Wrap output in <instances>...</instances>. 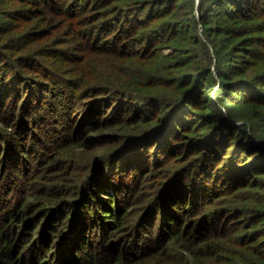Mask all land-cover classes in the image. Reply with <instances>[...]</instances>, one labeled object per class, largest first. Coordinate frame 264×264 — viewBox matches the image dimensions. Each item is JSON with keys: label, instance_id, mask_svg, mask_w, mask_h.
<instances>
[{"label": "trees", "instance_id": "16d2710c", "mask_svg": "<svg viewBox=\"0 0 264 264\" xmlns=\"http://www.w3.org/2000/svg\"><path fill=\"white\" fill-rule=\"evenodd\" d=\"M31 1L41 2L40 0ZM49 1L54 0H47L44 8L64 13L62 6H48ZM92 1L93 5L115 3L113 7L115 15L103 21L101 31L109 35L105 43L100 47L87 46L85 51L97 50L117 59L126 56L127 59L124 62L151 65L148 71L152 73H146L148 71L145 69L133 71L131 67H126L124 70L131 73L133 80L136 79L128 83V87L123 90L91 89L84 97L75 90L82 82L78 81L75 86H71L69 79L55 75L60 84L65 83L71 86L59 94L60 99L55 97L58 93L52 91L54 89L57 91L61 87L49 88L41 80L29 76L30 73L25 70V64L28 62L25 54H20L15 60H9L2 55L4 64L8 66L19 64L20 68L13 67L12 72L0 73V89H5L4 87L7 86L8 89L6 88L4 92H10L6 99L0 100L1 109L5 108L6 100L10 99L14 102L19 98L17 92L26 87H31V94L36 91L39 94L48 92L50 97L46 103L28 97L25 103L28 108H22L23 115L21 113L20 118L16 115L18 108L13 109L12 105L9 107L7 105L5 116L1 117L0 113L2 128L0 132H4L0 133V140L4 144L0 147V264H218L217 262L222 261L229 252L232 254L230 258L234 259V262L230 264H264V245L262 244L258 247L260 253L253 255V259L247 257L240 259L225 246L226 243L230 247H240L242 251H246L245 255L250 252V246L247 245L249 241H235L234 236L233 238L230 236L234 226L225 224L224 221L231 220L228 216L219 222L220 217L215 219L212 214L208 215L207 218L203 217L197 222L200 228L193 229V219H186L199 201L214 194L212 190L215 187L212 183L221 177L217 175L220 169L225 170L226 173L219 184L227 186L229 190L244 186L254 188L257 186L258 175L264 174V123L250 121L252 126L250 123L247 126H235L226 117L210 113L202 118L209 120L213 126L203 135L189 139L187 132L190 126L183 125L179 119L187 115L191 108H198L200 99L194 94L199 87L194 89L182 87L171 97H164L161 94L164 86H170L172 82L179 79L183 85L192 79L197 83L201 80L202 82L210 81L211 69L205 73V77L202 73L190 76L182 75L181 68L173 67V64L180 61L171 64L167 61V57L164 58L167 62L163 64H158L154 60L147 63L152 57H157L156 50L161 43L188 38L187 33L190 27L179 14L178 7V4L186 0ZM198 9L205 26L211 23L217 24L208 27V32L222 36L225 42H233L224 48L226 53H223L221 63L216 64L215 68L217 75L229 80L230 84L236 83L234 76L243 71V67L233 62L250 64L252 62L249 63L244 58L246 59L247 56L252 58L257 54V51L253 52L244 46L251 44L264 46L263 39L260 42L254 39V42L249 44L252 40L246 37V34L263 30V27L253 25L257 28L253 29L251 25H240L234 29L227 25L246 22L248 18L254 20L261 18L260 14H264V0H199ZM18 13L20 14V12L14 13L15 16H19ZM68 14L71 15L72 12ZM90 32L91 30L87 35ZM238 38L240 39L237 42ZM94 39L97 41L96 38ZM217 46L220 47L221 43ZM228 48H230L229 51ZM239 48L241 50L245 48L246 51L238 55ZM176 50L178 55L188 53L181 45L176 46ZM161 58L159 56L158 59ZM224 59H226L225 62ZM164 72H167L166 79H162L160 75L161 73L166 75ZM260 73L259 79L253 77L245 79L246 75L241 74L240 76L243 77L240 80L243 82L241 87L255 88L256 93H247V91L243 96L251 106L264 112V91L260 89V86H264V70ZM202 77L204 79H201ZM49 85L51 86V83ZM127 88L134 90V94L137 92L139 96L134 95ZM239 89L240 87L235 90ZM101 94H105V97H97ZM0 96V98L3 96L1 92ZM222 96L225 95L211 97L209 94L207 99L219 101L223 98ZM70 98L73 101L81 98L89 99L86 109H90L92 116L87 118V131L93 128L102 130L117 122L130 124L136 121L147 123L153 120L155 123L131 130L128 135L130 143L122 146L116 156L103 158L98 164L92 161L86 165L81 164L83 157L77 153V150L79 147L82 148V141L88 132L85 133V130L82 133V129L77 128L78 124L68 127L62 125L66 127V135H62L59 144L55 147L58 152L52 149L46 154L42 151L49 147L45 137L58 130L56 127L50 130L43 127L44 135L38 126L45 116L50 117L53 111H59L61 117L66 118L68 111L74 108L65 105L71 100ZM128 99L136 101L140 106H145L148 115L140 114L142 113L140 110H144L140 109L138 112L131 111L129 116H119L118 112H123L122 107ZM227 99L232 98L227 97ZM42 103L47 104L46 107H43ZM58 104L61 105L60 110ZM96 106L99 107L96 108ZM101 106H108V108L115 106L113 116L100 118L98 113ZM158 109L162 110L156 115ZM94 110L96 115H93ZM93 116H97L98 120ZM175 124H178V127ZM78 134L81 136L79 137ZM38 136L41 141L38 140ZM29 146L41 151H38L37 167L34 169L30 167L31 169L26 171L25 166L24 171L20 165L21 163L25 165ZM143 150V153L153 151L154 161L149 159L146 165L140 164L136 167L137 169L132 166L133 171L130 172L137 176V183L140 180L146 183L152 180V175L158 174L156 170L159 168H163L160 172L166 170L159 179L163 181L154 182L153 193L144 194L145 186L142 187L140 182L135 192L132 191L130 196H123V183L125 184L123 175L126 174L120 175L122 182L116 181L111 176L109 167L120 157L131 154L139 156ZM62 153L65 154L63 159H61ZM180 155L184 156L182 159L184 165L170 167V158L174 161ZM240 155L245 163L235 164L236 157ZM62 160L64 162L66 160L68 172L59 170L55 174L47 169L49 175H45L44 171L46 167H49L48 163L53 162L54 167H57ZM226 162H230L231 165H222ZM77 164L87 173L81 183L72 181L69 175L71 168L73 169ZM171 168L172 170H169ZM30 174L34 175V183L29 179ZM169 174L170 178L164 180ZM105 178H108V187L104 183ZM107 189H111L113 193ZM138 198H143V201L138 202L140 200ZM33 199L35 200L32 201ZM29 208L40 211L37 214L34 211L35 216H32ZM139 213L141 217L139 216V220L135 221V216ZM157 220H160L158 228H161V231L159 232L158 230L155 232ZM96 226L99 227L96 238L101 236L97 247L93 237ZM136 230L137 233L134 234ZM143 232L147 235L136 236ZM89 234L92 235L89 236ZM118 234L121 236L116 243L112 238ZM123 236L127 240L126 243L121 241ZM170 242L180 248V253H172L170 248H167Z\"/></svg>", "mask_w": 264, "mask_h": 264}, {"label": "rangeland", "instance_id": "374dc122", "mask_svg": "<svg viewBox=\"0 0 264 264\" xmlns=\"http://www.w3.org/2000/svg\"><path fill=\"white\" fill-rule=\"evenodd\" d=\"M40 1V3H37L36 1L32 2L31 0H0V73L3 71L12 72L13 67L20 68L19 64L10 66L4 64L2 61V55L8 57L9 60H15L16 57L20 54H25L28 58V62H26L27 64H25V70L30 73L29 76H33V79L41 80L43 83L48 85L49 88L61 87L57 91L56 89L52 91L53 93H58L57 96H55L56 98H60V93L68 90L67 87L75 86L78 81L79 83L82 82V84L78 86V90L76 88L75 90L77 91V93L83 94V97L88 95L87 91H90L91 89L95 90L96 88H117L123 90L125 87H128V83L136 80H133L131 73L129 74V72L127 73L126 70H124L126 67H131L133 71L144 69L147 71L150 70L151 65L149 64L141 65L140 62H138V64L136 63V65L135 63L132 64L130 62H124V60L127 59L126 56L124 58L117 59L97 50H92L91 52L85 51L87 46L92 47L94 45L95 47H100L101 45H103V43H105V39L109 37L106 32H102L101 30L103 27V21H106V19L111 18L115 15L113 9L115 3L109 2L105 5L103 3L100 5H93L92 0L91 2L90 0L49 1L50 4H48V6H62V10L64 11V13H61L59 11H56L55 9L51 10L50 8H44V6L47 5V0ZM198 5L199 0H186L178 4L179 14L181 15V17H183L184 21L189 24L190 27V30L187 33L188 38L181 41L177 40L175 42L168 41L161 43L156 50V55L158 58L159 56L162 58L159 60L155 56L148 60L147 63H151L153 60L157 61L158 64H163L167 61L173 64L180 61V63L173 64V67H176L175 69L181 68L183 72L182 75L184 74L190 76L202 73V76L205 77V73H207V71L211 69V75H209L210 81L202 82L201 80L200 83H197L194 79H192L189 83L183 85V83H181V80L179 79L172 82L170 86H164L161 90V94L164 97H171L182 87L190 89L199 87V90H195L196 93L194 94L196 98L200 99V102L197 106L198 108H191L187 115L185 114L179 119V121L183 125L189 124L190 128L188 130L189 132H187V136H189V139L203 135L206 130L210 129L213 126V124H211L209 120L202 118L203 116L210 113L226 117L229 122H231L235 126H247V124L249 123L252 126V122L250 121L264 123V112L260 111L254 106H251L249 104L250 102H248L245 96H243L247 91V93H256L255 88L251 86L241 87L243 85V82H241L240 80L243 77L240 76L241 74L246 75L245 79H249L252 77L259 79L261 78L260 71L264 70V46H260L259 44H251L252 42H254V39H257L258 42L263 39L262 42L264 44V14H260L261 18L255 20L252 18H248L246 22H235L229 23L227 25L230 26V28L233 27L234 29L238 28L240 25H251L253 29H257L256 27H254L257 25L263 27V30H258L257 32H247L251 34H246V37H249L252 41L249 43L251 45H246L244 47L247 49H251L253 52L257 51V54L252 58H250L249 56H247L246 59L244 58V60L249 61V63L251 61L252 63L250 64L243 62H233L238 63L236 65L240 64V66L243 67V71L237 73L234 76V80L236 83L230 84L229 80H225L221 76L217 75L215 65L221 63L220 60L222 61L223 53H226L224 52V48L228 47V45H231L233 42H225V40H222V36H217L207 31L208 27L212 25L215 26L217 24L211 23L208 26H205L200 18ZM16 12H20V14H17L19 16H15L14 13ZM68 12H72V14L69 15ZM215 22L216 21H214V23ZM89 30H91V32L93 30V32H90L89 35H87ZM98 35H100L102 38ZM180 37L178 39H180ZM89 38H91V41H89ZM94 38H96L97 41H95ZM239 39L240 38L237 39V42L239 41ZM87 43H89V45ZM220 43L221 46L218 47L217 45ZM180 45L181 47H185V50L188 51L187 54L178 55L176 53V46ZM245 48H243L242 50L241 48H239L240 50H237V53H239L238 55L246 51L244 50ZM229 49L230 48H228V51ZM169 56L171 58H168ZM166 57L168 59L167 61L164 59ZM225 60L226 59H224V62ZM146 73H152V71H148ZM164 73H166V75L163 73L160 74L162 76V79H166L168 77L167 72ZM55 75L69 79L71 81L69 85H71V83L72 85L69 86L65 83L60 84ZM204 77H202L201 79H204ZM49 83H51V86L49 85ZM239 87V90H235ZM4 88L5 89L2 90L0 89V92L3 94L0 100L6 99L10 94V92H4L8 89L7 86ZM127 89L129 91H132V93L134 94V90H130L129 88ZM260 89H263L262 91H264V86H260ZM31 92V87H26L25 89L23 88L17 92V96L19 98L14 100V102H11L10 99L6 100L5 108H0L1 117L7 114V108L12 105L13 109L15 107L18 108L16 111V115L20 118L22 108H28L25 104L27 103L26 100L28 99V97L35 101L41 100V102L43 103H46L48 101V97H50L48 92H45V94H39L38 91L34 92V94H31ZM63 94H65V92ZM135 94L139 96L137 92H135ZM209 94L211 95V97L219 95L225 96H222L223 98L219 101H209L207 99V95ZM104 95L105 94H101V96L97 97H105ZM227 97H230L232 99L228 100ZM43 103L42 106L46 107L47 104L43 105ZM58 103L63 104L61 102ZM124 103L125 104L122 107L124 110L123 112H118L119 116H129L131 111L136 110L138 112L140 109H144L143 111L140 110L142 112L140 114H142L143 116L148 115V111L146 110L147 108L143 105L140 106V104H138L136 101L128 99ZM87 104H89V99L87 98L76 99L74 101L71 99L66 102L65 105L70 108H74H71L70 111H68V116L66 118L61 117L59 111H53V114L50 117L45 116V118L42 120V123L39 124L38 129L44 135L45 133L42 130L44 128L50 130V128L53 129V127H56L58 131L49 133L45 137V140L47 141L50 148H45L47 150L43 149L42 151L44 153L48 154L50 153V150H55V147H57V145L59 144V140L61 139L62 135H66L65 129L69 125L76 126V124H78L77 128L80 130L82 129L81 132L84 133V131L88 128V124L86 123L88 121L87 118L89 116H92V114H90L89 112L90 109H86ZM97 107L99 106H96V108ZM101 107L102 108H99L100 113H98L100 118H109L113 116L115 106H111L110 108H108V106ZM58 109H61V105L59 104ZM95 110L93 115H96ZM161 110L162 109H158L156 115L160 114ZM96 120L98 119L96 118ZM153 122V120H150L147 123L136 121L131 122L130 124L125 122H117L103 128L102 130H100V128H93L92 130L88 131L86 130L85 133H88L85 135L82 141L83 144L81 145L83 146L82 148L79 147L77 150V153H80L81 157H83V161L81 162V164L86 165L90 161L96 162L98 164L103 158L108 159L116 156L117 152H119V149L122 148V146H127L130 143V141H128V135H130L131 130H136L138 127H144L147 124H153ZM62 125L67 126L63 127ZM175 126L178 127V124H175ZM78 136L80 137L81 135L78 134ZM38 137V140L41 141L40 136ZM248 137L251 136L248 135ZM169 141L170 139L168 140V143ZM3 145V142H1L0 140V147H2ZM39 147L40 146H38V149H40ZM28 150L29 152L25 157V165H23L22 163L20 165L22 170L24 168V171L25 166L26 171H29L31 169L30 167H33V169L37 167L36 160L38 158V151H41L35 150L34 148L32 149V147L30 146ZM143 152L144 150L139 156L131 154L128 156L120 157V159L115 162V164L109 167V171L110 173H112L111 176L116 181L122 182L120 179V175H123L124 173L126 174L123 175V181H125V184L123 183V196H130V193L136 190L137 185L141 183L142 187L145 186L143 190L144 194L149 192L153 193L154 190L152 185L154 184V182L163 181L159 179L161 178V175L165 174L166 170H164V172H160L163 168H159V170H156L158 171V174L152 175V180L147 183L144 181L141 182L140 180L141 183H137V176H134V174L130 172L133 171L132 166L137 169L136 167L140 164L142 166L146 165L149 159L154 161L153 151L145 153ZM61 157V159H63L65 157V154L62 153ZM183 157L184 156L180 155L178 156L177 160L174 161H172V158H170L171 162H169V166H172L174 168L180 165L183 166ZM234 163H245V160L240 155L236 157ZM47 165L49 167H46V170L44 171L46 176L49 175L48 170H50L49 172L52 171L55 174H57V171L59 170H63L65 173L68 166L66 160L65 162L64 160H62L61 164L57 167H54L53 162L48 163ZM222 165H231V163L226 162ZM129 168L131 170H128ZM169 170H172V168ZM219 171L220 172H218L217 175H221V177L212 183L213 187H215L212 190L214 191V194H211L212 196L208 195L209 197L207 196V198H205L203 201H199V204H197L198 206H194L195 209L188 215L186 219H193V229L195 227L200 228L201 226H198L197 222H199L203 217L207 218L208 215L212 214V216H215V219L220 217L219 222L223 220L225 216H228L231 220L224 221L225 224H230V227L234 226V228H232V234L230 236L232 238L234 236L233 239H235V241H249V244L247 245L250 246V252L249 254L245 255L246 251H242V248L240 247H230L228 246L229 244L226 243L225 246L234 252L233 255H236L240 259L241 257L253 259V255H258L257 253H260V249H258V247L261 246V244L264 245V174L258 175V177L256 178L257 186L254 188H248L244 186L229 190L227 186L224 187L223 185L219 184L221 183V181H223L222 178L226 171L222 169H220ZM86 174L87 173H85V169L80 168L79 164H77L76 167H73V169L71 168V172L69 175L72 181L81 183L84 177L86 178ZM167 176L164 178V180L170 178V174ZM29 179L33 181L34 175L30 174ZM32 183H34V181ZM104 183L108 187V178H105ZM124 186H127L128 188H125ZM107 190L109 192L111 191V189ZM143 198L138 200V202H142ZM34 200L35 199H33L32 201ZM34 211L35 209H31L32 216H35V214H37L40 210L36 209L35 214ZM217 212H221L222 216L219 213L217 214ZM140 215L141 214L139 213L137 216H135V221H137V219L139 220ZM159 221L160 220L156 221L155 232L157 230L158 232L161 231V228H158V225L160 223ZM94 229L95 230L93 231V237L95 241L94 243H96L95 247H97V242L99 243L101 236H99V238H96V233L98 232L99 227L96 226ZM135 233H137V230L134 231V234ZM90 235L92 234H89V236ZM146 235L147 234L143 232L140 235L137 234L136 236L144 237ZM120 236L121 235L118 234L112 239L117 243L119 242L118 238ZM121 241H125V243L127 242L124 236ZM167 248H170L172 253H180V248L176 244L174 245L172 242L168 243ZM231 255L232 254L230 252L227 253V256L222 258L223 260L217 263H233L234 259L230 258Z\"/></svg>", "mask_w": 264, "mask_h": 264}]
</instances>
